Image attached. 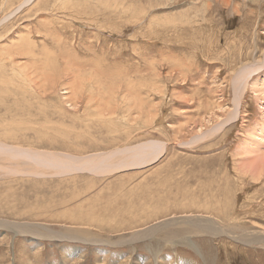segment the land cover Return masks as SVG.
Returning <instances> with one entry per match:
<instances>
[{
  "label": "rangeland",
  "instance_id": "rangeland-1",
  "mask_svg": "<svg viewBox=\"0 0 264 264\" xmlns=\"http://www.w3.org/2000/svg\"><path fill=\"white\" fill-rule=\"evenodd\" d=\"M0 23V140L122 152L99 172L0 154V264H264L205 228L264 232V173L241 151L264 128L262 61L231 118L264 0H0Z\"/></svg>",
  "mask_w": 264,
  "mask_h": 264
},
{
  "label": "bare ground",
  "instance_id": "bare-ground-1",
  "mask_svg": "<svg viewBox=\"0 0 264 264\" xmlns=\"http://www.w3.org/2000/svg\"><path fill=\"white\" fill-rule=\"evenodd\" d=\"M71 1V0H70ZM76 1V0H74ZM230 2V1H229ZM64 3V2H63ZM76 3V2H75ZM61 4V3H60ZM206 7L208 6V3H206ZM247 4V3H246ZM70 5V4H69ZM113 8V7H112ZM203 10V8L201 9ZM65 11V10H64ZM198 11V10H197ZM242 11V10H241ZM201 17V16H200ZM205 19V18H204ZM200 20V19H199ZM198 20V21H199ZM2 21V20H1ZM195 23V22H194ZM1 25V23H0ZM264 52V51H262ZM67 54V53H66ZM261 54V52H260ZM256 55V54H255ZM261 56V55H260ZM259 56V57H260ZM250 58V57H249ZM253 58V57H252ZM261 58V57H260ZM50 59V58H49ZM252 60V59H251ZM254 60V61H253ZM251 62L249 63H245L243 64V66L241 67V72L238 74L237 79H236V86H238V88H235V100L237 102V105L235 106V110H233V115L231 118H233L232 120H234V118L239 114V107L238 104L241 102L242 99V91L246 92L243 87L245 84L246 79L247 78V73L251 72V71H256V69H258L262 64H264V56L258 60V59H253ZM248 61V60H247ZM262 61L260 64L257 62ZM253 62V63H252ZM252 63V64H251ZM48 64V63H47ZM57 65V64H56ZM251 66V67H250ZM55 67V66H54ZM46 68V67H45ZM240 68V67H239ZM252 68V69H251ZM237 69V68H236ZM240 70V69H239ZM46 72V71H45ZM252 74V72H251ZM254 74V73H253ZM246 77V78H245ZM52 78V77H51ZM44 79V78H43ZM262 86L264 87V79L262 80ZM50 83V82H49ZM46 84V83H45ZM257 84V82L255 83ZM55 86V85H54ZM54 86L52 88H54ZM49 87V86H48ZM66 87V86H65ZM69 87V86H68ZM264 91V90H263ZM243 92V93H244ZM244 95V94H243ZM235 111V112H234ZM230 115V114H229ZM223 119V118H222ZM225 119V118H224ZM264 120V117H263ZM206 121V120H205ZM209 122V121H208ZM211 122V121H210ZM227 122V121H225ZM221 123V121H220ZM203 125V123H201ZM201 126V125H200ZM206 126V125H204ZM264 127V125H263ZM264 130V128H262ZM262 129L257 130L259 132V134L256 132V134L260 135V137H258L256 140L254 138L249 139L246 143H243L241 148L243 151V153L245 155H250V163H254V168L257 169L256 173L260 176L262 175V173H264V167H263V163H264V150L262 152V146L260 145V140L261 138H264V134H262L263 132ZM223 130V129H221ZM220 130V131H221ZM252 130V129H251ZM254 132V131H253ZM262 134V135H261ZM198 135V134H197ZM196 135V136H197ZM201 137V136H200ZM3 139H6L5 136L2 135ZM199 138V137H198ZM202 139H204V137H201ZM208 138V137H207ZM258 140V141H257ZM0 154L3 153H12L14 155H21V156H26V158L28 157L30 160H35L36 162L44 165V166H50L53 168H61L62 171L64 172L63 169H68L70 171H78V170H83V169H88V170H93L96 172H99L100 170L103 169H110L113 168L118 164V162H113V159L118 155V153H122L119 152L118 149L112 151V152H107L104 154H92V155H87L85 157H78V156H72V155H67L63 154V156L67 157L63 158L60 154H55V153H48V152H39V151H33L30 149H23V147H16V146H12L13 144L9 145L8 142L0 140ZM165 148V143H157V147H145L142 152L139 154L138 158H141L142 160H151L153 158H155L156 156H159V154L163 153V150ZM166 149V148H165ZM42 151V150H41ZM165 151V150H164ZM135 153H130V157L131 158H135ZM122 155V154H121ZM12 157V155H11ZM25 158V157H24ZM5 159V158H4ZM1 160V159H0ZM24 163V162H23ZM27 163V162H26ZM18 164V163H17ZM25 164V163H24ZM262 164V165H261ZM20 165V164H19ZM29 165V164H28ZM7 166V165H6ZM38 166V165H37ZM121 166V165H120ZM256 166V167H255ZM38 168V167H37ZM32 169V168H30ZM99 170V171H98ZM110 171V170H107ZM259 171V173H258ZM62 172V173H63ZM104 172V171H102ZM252 172V171H251ZM255 172V171H254ZM9 174V173H8ZM262 178V177H261ZM232 204V203H230ZM221 210V209H220ZM224 213V212H223ZM206 218V217H205ZM208 220H210L209 218H207ZM175 220V219H174ZM170 220H168L169 222ZM179 221V220H178ZM190 221V220H189ZM3 224H8V222L11 221H0ZM162 222V221H161ZM177 222V221H176ZM194 222V221H193ZM13 223V222H12ZM166 223V222H165ZM171 223V222H170ZM212 223V222H211ZM196 224V222H195ZM219 224V223H218ZM216 223V221L213 224H208L205 225V228H207V231H209V233H212L213 235H216L218 233H225L228 234L230 236H234V238L241 243H244L245 245H250V244H259V245H263L264 246V232L263 231H255V232H247L246 230H240V232L235 233L233 232L234 230H237L236 228H231V229H227L224 227H221V225H218ZM162 225V224H161ZM170 225V224H169ZM171 225H173L171 223ZM183 225V224H181ZM25 226V225H24ZM174 226V225H173ZM194 226V225H193ZM200 226V229H202V226ZM229 226V225H228ZM157 227V226H156ZM169 228V226H167ZM12 228V227H11ZM204 228V227H203ZM14 229V228H13ZM152 229V227H151ZM163 229V227H162ZM159 230V229H158ZM26 231L29 233V230L26 228H21L18 233H26ZM146 231V230H145ZM152 231V230H151ZM199 231V229H198ZM239 231V230H238ZM237 232V231H236ZM35 233V232H34ZM43 234L42 232H40V235ZM38 235V234H37ZM39 235V236H40ZM46 235V234H45ZM138 235V233H137ZM146 235V234H145ZM41 237V236H40ZM88 240V239H87ZM131 240V239H130ZM129 240V242H130ZM100 242V241H99ZM196 249V248H195ZM196 252V251H195ZM198 253V252H197ZM201 253V252H200ZM77 254V253H76ZM158 258V256H157ZM156 258V259H157ZM179 258V257H178ZM189 259V258H188ZM205 259V258H204ZM149 260V259H148ZM147 260V263H148ZM158 260V259H157ZM185 261V260H184ZM194 261V260H193ZM157 262V261H156ZM179 262V260L177 261ZM173 263V262H172ZM150 264V263H149ZM155 264V263H154Z\"/></svg>",
  "mask_w": 264,
  "mask_h": 264
}]
</instances>
